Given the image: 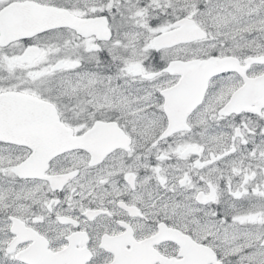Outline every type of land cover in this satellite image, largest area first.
Segmentation results:
<instances>
[{"label":"snow or ice","instance_id":"1","mask_svg":"<svg viewBox=\"0 0 264 264\" xmlns=\"http://www.w3.org/2000/svg\"><path fill=\"white\" fill-rule=\"evenodd\" d=\"M0 264H264V0H0Z\"/></svg>","mask_w":264,"mask_h":264}]
</instances>
